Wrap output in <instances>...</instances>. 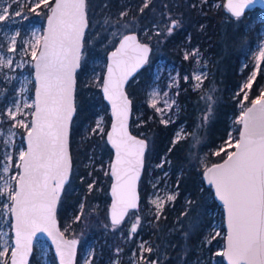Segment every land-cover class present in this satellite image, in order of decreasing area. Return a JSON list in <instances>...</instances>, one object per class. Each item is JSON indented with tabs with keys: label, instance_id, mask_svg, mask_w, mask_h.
<instances>
[{
	"label": "snow or ice",
	"instance_id": "1",
	"mask_svg": "<svg viewBox=\"0 0 264 264\" xmlns=\"http://www.w3.org/2000/svg\"><path fill=\"white\" fill-rule=\"evenodd\" d=\"M13 3L17 7L10 11ZM24 3L31 4L28 9L30 12H36L41 6L47 10V29L44 35L33 33L34 39L21 41L19 50V32L7 34L6 37L0 36V47L6 45L7 52L15 54L0 53V96H8L7 86L18 81V77L12 73H16L18 69L22 70L25 66L34 70L32 101L21 100V94L26 91V87L18 84L11 88V103L6 100L5 107L0 112V117L11 121L7 129L0 127V264H28L37 232L52 237L60 264H73L78 241L66 239L65 233L57 228L56 211L65 185L69 184L73 175L71 129L75 113V73L81 66L82 48L86 43L85 31L89 28V0H55L54 3L52 0H24ZM208 3L209 0H200V6ZM257 3L264 5V0H227L226 10L231 17L239 21L245 10ZM151 4L153 0H142L139 13L142 15ZM104 7L107 8L108 5L105 4ZM163 7L167 9L168 5ZM191 7L196 8L197 5L192 4ZM36 14L40 15L39 12ZM23 16L20 0H11L7 6L0 7V24L9 21L10 17ZM126 16L127 9L120 11L115 18L111 14H105L100 28L94 35H99L101 30L107 31L108 35L102 43L107 41L108 36H119V47L111 53L112 63L108 67L107 80L102 88L112 104L116 118L112 132L107 137L116 150L115 163L111 166V175L115 177L116 183L112 187L115 200L111 205L110 222L112 230L116 231L117 227L123 224L129 210H137L133 212L128 227L127 238L131 240L141 226L137 181L144 169L146 153L149 156L151 153L149 141L137 139L127 131L132 101L125 93L124 85L133 73L148 63L151 47L141 42L134 31L139 24L137 18L130 17L125 21ZM162 16L167 21L164 25L165 37L173 35L174 31L182 27L181 20L173 19L170 12L165 11ZM200 27L203 29L204 25ZM152 28L154 36H161L158 22H153ZM130 30L131 34H128ZM147 33L148 29L145 28L143 35ZM198 52L199 49L194 48L190 53H184L185 60L194 57L191 73L193 91L199 89L203 79L209 75L207 60H204V66L201 67L202 57ZM17 56L28 59L17 60ZM256 59L264 61V49L259 51ZM256 67L258 71L259 64ZM5 69L10 72H5ZM183 79L187 82L189 75L185 74ZM255 79L256 72H253L240 90L250 91ZM168 87L177 88L173 97H168L166 91H153L151 94V107L157 112H166L174 105L179 110L175 99L180 94L179 80L172 77ZM215 91V87L211 86L200 97L205 105L203 124L198 121L193 127V143L190 146L192 149L200 143L195 133L207 124L209 116L212 115L216 103ZM161 95L165 99L163 105L157 107ZM247 98L248 94L245 92L243 100ZM29 116L31 120H28ZM170 120L171 117L168 120L161 117V123L165 125ZM5 122L0 120V125ZM236 122L241 125V129L235 143L230 135L225 145L214 153L217 156L226 153L223 161L206 167L203 172L207 184L214 188L215 197L222 202L226 210V245L215 255L226 257L228 264H264V91H261L251 106L242 112ZM17 127L24 130L22 144L19 146L16 144L18 133L14 131ZM97 128L103 131L99 124ZM184 128L183 124L178 127L173 146L189 135H181ZM92 131L95 132V129ZM230 148L235 151H228ZM171 150L169 148L168 151ZM166 163L170 165L171 162L162 156L156 167L162 169ZM88 175L91 176V172ZM160 176L166 185L169 173L164 171ZM94 186L93 180L87 185L89 192ZM178 186L179 180L176 187ZM153 188V198L148 203L154 206L153 215L158 222L165 203L175 201L178 193L166 192L161 196L159 193L163 189L159 187L158 181L153 182ZM188 204H192V201L189 200ZM182 215H187V210ZM84 216L82 199L72 218L73 223H80L81 217ZM149 223L155 226L154 222ZM70 227L71 225H68V228ZM192 227L195 228L196 225L193 224ZM219 234V231L215 232V236ZM187 235L185 233V238ZM211 239L206 240V244H210ZM138 248V257L135 252L132 253L133 264H160V258L149 260L145 256V253L151 256L154 252V248L148 245L147 241L140 242ZM121 252L119 247L114 250L117 259H113L112 264H119L118 257ZM86 264H91V259L87 260Z\"/></svg>",
	"mask_w": 264,
	"mask_h": 264
},
{
	"label": "trees",
	"instance_id": "2",
	"mask_svg": "<svg viewBox=\"0 0 264 264\" xmlns=\"http://www.w3.org/2000/svg\"><path fill=\"white\" fill-rule=\"evenodd\" d=\"M220 1L215 8L199 10L198 7H191L196 3L195 0H153V4L141 15L139 8L142 0H89L90 25L85 39L82 67L77 74V112L71 132L73 175L58 210L64 233L80 240L78 264L88 242L95 243L93 260L96 264H107L116 259L114 250L117 247L122 249L118 257L119 263L131 264L132 253L138 248L139 237L147 240L154 248L151 256L147 253L148 259L160 258V264H199L202 261V264H227L224 257L215 255L219 248L223 250L225 247L224 225L221 228L222 234L215 237L209 245L206 244L208 225L212 221L210 211L220 209L223 220L224 211L217 202L213 189L205 183L203 172L206 167L223 161L226 153L214 155L216 149L223 146L231 132L234 133L235 139L238 138L241 125L236 121L244 107L250 106L261 91H264V61L251 90H247L248 98L244 102V93L240 91L253 70V52L261 38L264 9L256 7L236 21L226 12L225 0ZM105 4L108 5L107 8L104 7ZM165 4L168 5L167 9L163 7ZM125 9L128 10V16L124 17V20L136 17L139 24L134 31L152 47L148 63L128 86L129 95L133 99L132 131L149 141L151 153L150 156L147 153L145 172L140 183L141 204L138 213L142 219L141 226L131 240L127 238L128 230L123 225L128 223V218L134 211L116 231L111 228L109 190L112 181L110 163L113 151L106 140L111 122L110 109L103 98L101 88L86 77L91 58H107L119 40V37L108 36L107 41L102 43L108 35V32L103 30L99 35H94L100 28L103 16L111 14L115 18ZM165 11L170 12L173 19H180L182 23L179 30L167 37L163 35L164 25L167 23L162 16ZM43 16L46 19L47 14ZM153 22L160 24L161 36L153 35ZM200 25H204V28ZM145 28L148 29L147 35H143ZM189 37L194 45H198L200 50L210 57L213 71L207 84L211 82L218 86L216 95L220 98L213 107V115L205 125V130H200V134L205 136V141L198 151L190 147V137L180 139L173 146L174 135L181 124L193 131L194 125L199 121L201 111L197 100L205 90L193 91L191 87L193 59L185 60L183 51ZM160 58L167 64H173L180 73L179 110L175 109V119L167 125L161 123L157 112L146 102V93L153 82L154 68ZM245 62L247 64L243 67ZM185 74L189 75L187 82L183 79ZM101 115L105 117L106 122L104 130L99 132L96 126ZM94 129L95 132L92 131ZM169 148L172 149L170 152ZM162 156L171 162L170 165L165 164L169 171L168 179L175 187L179 180V186L176 187L178 195L175 201L164 208L160 220L156 222L148 203L149 179L151 170L160 162ZM89 172L91 176L88 175ZM93 180L95 186L89 192L87 185ZM82 199L85 216L81 217L80 223H73L72 218ZM189 200L192 204H188ZM186 210L187 215H182ZM202 212L207 222L190 231L189 225L194 224ZM150 221L154 222L155 226L149 223ZM68 225L71 227L68 228ZM185 233L188 234L187 238ZM51 257L57 262L53 252ZM31 264H41L36 248Z\"/></svg>",
	"mask_w": 264,
	"mask_h": 264
},
{
	"label": "rangeland",
	"instance_id": "3",
	"mask_svg": "<svg viewBox=\"0 0 264 264\" xmlns=\"http://www.w3.org/2000/svg\"><path fill=\"white\" fill-rule=\"evenodd\" d=\"M185 1H188V0H185ZM33 2H34V0H33ZM53 2H54V0H52V3ZM195 2H196L195 4L197 5V7L199 8V10H203L204 8L207 9L209 7V5H212V7H214V8L217 7L220 4L221 1L220 0H209L208 5H203V6H200V0H195ZM9 3H11V0H0V7L7 6ZM20 4L23 6L24 16L23 17H15V18L10 17L9 21H5V22H3V24H0V36H5L6 37L7 34H11L13 32H19V37H17V48H18V50L20 48L21 41H26V40L30 41V40L34 39L33 33H36L38 35H44L45 20L46 19L43 18L44 17L43 15L45 13L47 14V10L43 6H41V8L36 10V12L40 13V15H37L36 12H30L28 10L29 7L31 6V4H25L24 0H20ZM16 7H17V5L13 3L12 4V8L10 9V11L14 10ZM224 8L226 10V0H225V3H224ZM260 34H261V38L258 41V43L256 44V47H255L254 52H253V70L251 71L249 77L252 75L253 72H256V75H257L258 71L260 70V67H261L262 61H258L256 59V57L258 56L259 51L264 49V23H263V26L261 28ZM117 37H119V36H117ZM111 38H113V37H111ZM194 48L199 49L198 55H200L202 57V59H201V67L204 66V60H207V70H208V73H209L208 77L206 79H203L201 87L199 89H205L204 92L202 93V94H204L207 90H209V88L211 86H214L215 89H216L214 96H215L216 102H217L220 99L216 95L218 86L215 85L214 83H211V82L209 84H207L208 81H210V79H211V72L213 71V70H211L212 64H211L210 57L205 55L203 53V51L200 50L198 45H194L190 40H188L184 44L183 51H184V53L186 51H188L190 53L191 50L194 49ZM0 53H2L4 55H15V54L7 52V46L6 45L0 47ZM83 57H84V55L82 56V60H83ZM190 58L194 59V57H190ZM20 59H28V58L17 56V60H20ZM246 64H247L246 62L243 63V67H245ZM257 64H259V70L258 71H257V67H256ZM89 65H90L89 72L86 73V77H87L88 81H90V80L93 81L94 85H98L101 88V86L103 84L104 74H105V71H106L107 58L106 57H102V56H96L94 58H91V60L89 62ZM192 70H193V68H192ZM5 72H10V70L5 69ZM12 74L18 77V81L13 82L11 85L7 86L8 90H9V95L8 96H0V112L3 111V109L5 107V101L6 100H7L8 103H11V99H10L11 88L18 86V84H23L26 87V91L23 94H21V100H25L26 99V100H28V102H31L32 99L34 98V88H33L34 70L32 68H30L29 66H25L22 70L18 69L16 71V73H12ZM172 77H176L179 80V86H180V73H179V70L173 64H167L163 58H160L158 60L157 64H156L155 68H154L153 82H152L150 88L148 89V91L146 93L147 94L146 95V102H147V104L149 105L150 108H152V109H154L156 111L155 108L151 107V94H152L153 91H158L160 93H163V92L166 91L167 94H168V97H173V94L177 91V88L176 87H171V88L168 87V85L171 82V78ZM247 80L244 83H246ZM192 82H193V79H192ZM241 92L245 93V92H247V89H244V91H241ZM243 96H244V94H243ZM164 99H165V97H163V95H161V97L159 98V100L157 102V107H161L163 105ZM175 99L178 102V97H175ZM244 101L245 100H243V102ZM197 104H198V107H199V109L201 111V113L199 115L200 116L199 122L201 124H203V113H204V110H205V105L200 100V98L197 100ZM248 107H244V111ZM175 109H176V106L174 105L171 109H168L166 112H163V113L157 112V111L156 112H157L158 116L160 117V119H161V117H163V119L168 120L171 117V120L169 122V123H171L175 119ZM24 111L30 112L31 109H24ZM212 115H213V110H212ZM211 116H209V118ZM18 118H20V117H18ZM209 118H208V121H209ZM0 120H5L6 121L4 124L0 125V127H3L4 129H7L10 126V124H11V121H7L6 117H0ZM28 120H31L30 116L28 117ZM105 122H106L105 117L103 115H101L99 117L98 124L102 127L103 130H104ZM183 125H185V124H183ZM96 128H97V126H96ZM200 130L203 132L205 130V125L202 126L195 133L200 139V143L195 147L196 151H198L200 149V146L205 141V136L203 134H200V132H201ZM14 131H16L18 133V136H17V139H16V144L19 146V145L22 144L21 137H23V135H24V130L22 128L17 127L16 129H14ZM99 132H101V131L99 130ZM185 133L189 134V135L186 136V138L190 137L191 142L193 143V136L191 135L192 131H190L189 128L186 125H185V128H184V132L181 133V135L184 136ZM230 135L233 138V143H235L236 139H235L234 133L231 132ZM229 136H228V138H229ZM228 138H227V140H228ZM225 143L223 144V146L225 145ZM218 150L219 149H216V151H218ZM208 167H210V166H208ZM13 171H15V169H13ZM164 171H167L169 173V171H168V169L166 167L161 169V168H157L155 166L151 170L150 179H149L150 192H149V196H148V201L151 198H153V192H154L153 182L154 181H158L159 187L161 189H163L159 193L161 196H164L166 192H171V193H177L178 192V189L175 187V185H173L171 183V181L168 179V177H167V182H166V185H165L164 179L160 176V174L162 172H164ZM172 202H174V201L166 202L164 208L168 204H171ZM220 206L223 209V206L222 205H220ZM149 208L152 209L153 212L155 211L154 206L151 205L150 203H149ZM131 217H132V215L129 216L128 223L123 225L124 228H127V230H128V227L130 226ZM140 217H141V215H140ZM197 217L198 218L195 219V223H194L196 226H198V225L200 226L204 222H207L205 217L203 216V212H202V214H199ZM210 217H212V221H211L210 225H208V231H207V234H206V237H205L206 240L211 239L213 236H215V232L216 231H219L220 234L218 236H220L222 234V229H221L222 225L225 226V220L222 219V215H221L220 209L211 210L210 211ZM141 221H142V219H141ZM192 224L189 225L190 231L194 229L192 227L193 226ZM215 237H217V236H215ZM213 240L214 239H211V242ZM142 241H147V240H143V239H141V237H139L137 246ZM148 245H149V242H148ZM35 248H36L37 257L40 260L41 264H57V262H54L52 260L51 254H52L53 250H52V247H51L50 243L47 241V239L45 237H41V238L38 237L37 238L36 244H35ZM221 250L222 249L219 248L218 251H221ZM133 252H135L137 257H138L140 250H139V248H137ZM94 254H95V243H93V242L86 243V245H85V247H84V249H83V251L81 253L80 264H86L87 260H89V259H91V264H96L94 262V260H93ZM145 256L148 258L147 253H145ZM112 261H109L107 264H112ZM202 263H204V261H202L199 264H202ZM131 264H133V258H132Z\"/></svg>",
	"mask_w": 264,
	"mask_h": 264
},
{
	"label": "water",
	"instance_id": "4",
	"mask_svg": "<svg viewBox=\"0 0 264 264\" xmlns=\"http://www.w3.org/2000/svg\"><path fill=\"white\" fill-rule=\"evenodd\" d=\"M54 2H55V0H54ZM54 2H53V3H54ZM226 3H227V0H226ZM256 7H260V8H262V9H264V5H262L261 3H257V4H255V5H253V6H251L249 9H246V10H245V13H246L247 11H249V10H252V9L256 8ZM226 11H227V10H226ZM245 13H244V14H245ZM88 21H89V17H88ZM89 25H90V23H89ZM46 29H47V17H46V20H45V30H44V34H46ZM88 30H89V28L86 29V31H85V37H84V39H86V35H87ZM128 34H131V32L128 33ZM136 34L138 35V39H139L141 42H143V43H147V42H144V41L141 40V37H140V35H139L137 32H136ZM147 44H149V43H147ZM149 45H150V44H149ZM41 47H42V44H41ZM118 47H119V43H117L116 47H115L114 49H112V50L108 53V55H107V66H106V71H105V74H104L103 84H104V82L107 80V71H108V67H109V66L111 65V63H112V61H111V53H112L113 51H115L116 48H118ZM150 47H151V46H150ZM83 51H84V47L82 48V56H83ZM151 54H152V47H151V52L149 53L148 61H149V59H150V57H151ZM82 56H81V62H80L81 66H80L79 69H77V71H76V73H75V80H76V90H75V97H74L75 113H74V115H73L72 124H73V120H74L75 115H76V112H77V106H76L77 74H78L79 70H80L81 67H82ZM145 66H146V65H144L143 67L139 68L135 73H133L132 76L129 77L127 83L124 85V91H125V93L127 94V96L129 97V99H131V101H132V104H131V110H130V114H129V118H128L127 131H128V133H129L131 136L136 137L137 139H145V140H147V139L144 138V137H141V136H139V135H136V134L132 131L133 99L130 97L129 92H128V86H129V83L131 82V80H133L134 78L137 77V75L140 73V71H142V69H143ZM103 84H102V85H103ZM101 92H102V95H103L104 100L106 101V103H107L108 106H109V109H110V116H111L110 126H109V129H108L107 134H106V140H107L109 146L111 147V149H112V151H113V157H112V160H111V163H110V176H111V178H112L111 185H110V190H109V194H110V197H111V202H110V205H109V218H110L111 205H112V203H113L114 200H115V198L112 196V187H113V185L116 183V181H115V177L111 175V166H112V164L115 163V158H116L115 153H116V150L112 147V145H111V143L108 141L107 137H108V135L111 134V132H112V126H113V124L116 123V118H115V116L113 115L112 104H111L110 101L106 98V96H105V94H104V92H103V88H102V86H101ZM250 106H251V105H250ZM250 106H249V107H250ZM71 132H72V129H71ZM147 141H148V140H147ZM234 151H235V150H234ZM71 155H72V151H71ZM146 156H147V153H146ZM146 156H145L144 169L142 170L141 175H140V178H139V180L137 181V188H136V190H137V195H138L139 208H140V204H141L140 183H141V180H142L143 175H144V172H145V167H146ZM219 163H221V162H219ZM72 164H73V166H74V163H73V156H72ZM216 164H217V163H216ZM213 165H215V164H213ZM213 165H211V166H213ZM211 166H210V167H211ZM71 178H72V176L70 177V181H71ZM203 179H204L205 183L207 184V182H206L204 176H203ZM70 181H69V183H70ZM68 185H69V184H66V185H65V189H66V187H67ZM207 185H208V184H207ZM208 186H209V185H208ZM210 187H211V186H210ZM211 188L213 189V192H214V188H213V187H211ZM64 192H65V191H64ZM64 192L61 194V198H60V201L58 202V205H57V211H56L57 228H58L61 232H64V231H63L62 228H61L60 220H59V217H58V210H59L60 202H61V199H62V197H63V195H64ZM215 198H216V197H215ZM216 200H217V202H218L220 205H222V202H220V201L218 200V198H216ZM222 206H223V205H222ZM138 210H139V209H138ZM223 210H224L225 229H226V235H227L226 210L224 209V207H223ZM132 211H137V210H129V213H128V215L125 217V220L128 218L129 214H130ZM125 220H124V221H125ZM40 235H43V236L47 239V241L50 243V245H51V247H52V250H53V254H54L55 258H56L57 264H60V257H59V255H58V253H57V251H56V244L53 242L52 237L48 236L46 233H40V232H37V233H36V236H35L34 239H33L32 252H31V254H30L29 257H28V264H31V261H32L33 255H34V253H35V244H36V240H37V238H38ZM65 238H66V239H76V240L78 241V243H77V245H76V249H75L74 260H73V264H78V255H79V249H80V240H79V238H77V237H69V236H67L66 234H65ZM225 245H226V240H225ZM154 259H157V258H154ZM225 261H226V263L228 264V261H227L226 257H225Z\"/></svg>",
	"mask_w": 264,
	"mask_h": 264
},
{
	"label": "bare ground",
	"instance_id": "5",
	"mask_svg": "<svg viewBox=\"0 0 264 264\" xmlns=\"http://www.w3.org/2000/svg\"><path fill=\"white\" fill-rule=\"evenodd\" d=\"M44 237L43 235H40L39 238Z\"/></svg>",
	"mask_w": 264,
	"mask_h": 264
},
{
	"label": "flooded vegetation",
	"instance_id": "6",
	"mask_svg": "<svg viewBox=\"0 0 264 264\" xmlns=\"http://www.w3.org/2000/svg\"><path fill=\"white\" fill-rule=\"evenodd\" d=\"M142 40V39H141ZM143 41V40H142ZM145 42V41H144ZM151 46V45H150Z\"/></svg>",
	"mask_w": 264,
	"mask_h": 264
}]
</instances>
